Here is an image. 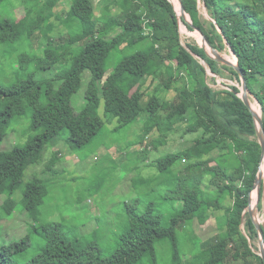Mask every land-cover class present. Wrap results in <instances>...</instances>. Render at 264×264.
I'll list each match as a JSON object with an SVG mask.
<instances>
[{"label": "trees", "instance_id": "obj_1", "mask_svg": "<svg viewBox=\"0 0 264 264\" xmlns=\"http://www.w3.org/2000/svg\"><path fill=\"white\" fill-rule=\"evenodd\" d=\"M57 1L45 2L52 7ZM181 1V23L189 16L215 49H229L237 57L247 88L260 105L264 129V0ZM40 4L25 0L28 16L16 22L0 20V46L23 48L38 35L47 40L40 58L21 52L16 79L7 86L0 84V142L15 117H28L29 130H41L24 145L0 152V195L8 196L2 206L6 214L12 212L10 197L21 186L25 169L41 160L56 137L66 132L69 149L76 151L102 132L101 103L104 114L117 122L113 132L144 118L139 139L152 135L156 148L157 136L165 142L180 126H184L182 135L196 136L189 145L156 160L161 175L179 162L184 165L166 182L161 197L173 204L166 222L155 212L153 202L141 212L138 199L125 202L123 231L108 256L96 238L70 241L60 223H47L39 228L42 251L26 264H140L145 255L151 257V264H252L255 259L263 264L252 250L250 241L256 233L251 218L247 214L244 218L247 233L232 229L237 210L248 201L261 161L254 118L238 96V87L215 90L206 83V68L193 54L214 75L225 71L239 82L236 72L207 58L199 45H182L177 16L168 0H65V23L70 25L65 43L48 35L53 32L51 15L44 16ZM200 8L216 23L203 20ZM114 54L120 59L108 70ZM31 62L35 70L48 64L55 73L36 80L29 71ZM85 71L90 75L84 106L75 114L71 98L80 89ZM163 90L172 91V97L160 96ZM226 138L243 147L236 151ZM232 153L237 155V167ZM46 192V184L38 180L22 189V205L34 220L40 219ZM205 210L216 214V227L223 230L217 241L187 251L177 228L194 220L203 225ZM161 241L169 246L165 258L159 260L155 246ZM28 246L29 236L1 244L0 264H18L13 257ZM185 254L190 257L184 259Z\"/></svg>", "mask_w": 264, "mask_h": 264}, {"label": "rangeland", "instance_id": "obj_2", "mask_svg": "<svg viewBox=\"0 0 264 264\" xmlns=\"http://www.w3.org/2000/svg\"><path fill=\"white\" fill-rule=\"evenodd\" d=\"M24 1L4 0L0 7V20L8 19L16 22L28 16L27 7L23 5ZM39 1L41 3L39 10L42 14L44 16L51 15L50 23L53 25V32L48 35L54 38L57 43H65L67 31L70 29V25L65 23L66 15L63 10L65 0H58L52 7L47 5L46 0ZM200 11L203 20L210 23L208 18L211 16L203 8H200ZM206 27H209L208 24ZM196 31L194 28L188 29L186 23L183 22L180 25L181 43L189 42L200 45L193 37ZM46 41L42 35H38L23 48L8 49L0 46V84L7 86L16 79L19 74L16 70L21 52L25 50L24 52H27L29 56L40 58L43 56L42 52L46 47ZM205 52L211 54L210 48L205 49ZM219 53L232 61L234 59L229 49H224ZM119 59L120 55L114 54L107 63V69L111 70ZM205 68L208 73L206 83L211 88L216 90L235 86L240 91L241 84L228 72L222 71V75H214L207 66ZM29 71L34 72L36 80H43L49 79L55 73V68L48 64H42L38 70H35L34 62H31ZM89 75L88 71L83 73L81 87L71 98V106L75 114H78L84 106V95ZM159 95L171 98L173 92L163 90ZM48 99L44 101V104L48 102ZM252 100L251 98V102L255 103ZM98 114L105 125L102 132L89 145L76 151L70 150L65 141L67 133L62 132L51 145L46 147L38 163L27 166L21 186L10 197L14 201L10 214H6L2 208L8 201V196L0 195V245L29 236V246L24 251L15 254L14 262L26 264L42 251L44 239L39 228L47 223H60L70 241L79 240L82 237L93 241L96 238L97 245L104 256L110 255L123 231L127 218L124 203L136 199L141 202L140 212L145 209L147 203L153 202L155 212L162 216L163 222L167 221L173 204L169 205L162 201L161 197L166 188V182L184 165L183 162H179L170 169V173L161 175L155 168L156 160L160 156L189 145L191 139L196 135H182L181 129L184 126H180L177 131H173L166 137L165 142L161 140L162 137L157 136L154 140L156 148L152 144V135L146 136L141 141L139 139L144 118L134 126L113 132L111 130L117 122L104 114L103 103L99 107ZM29 123L28 117H15L5 138L0 142V152L10 151L15 146L24 145L32 136L41 131L32 132L29 130ZM224 140L232 142L236 151L243 147L232 138ZM231 157L235 161L234 166L237 167V155L232 153ZM51 161H54L52 165H50ZM31 180H38L47 186L45 198L40 205L41 215L38 220H34L22 205V189ZM251 194L252 192L250 198ZM254 194H257V199L253 210L249 209V198L247 203L237 210L236 217L232 220L233 230L247 233L244 225L246 214L255 221L258 217L260 218L262 214L260 189H256ZM178 196L182 197V193H179ZM78 199L81 201L79 204H77ZM174 205L177 209L178 203ZM204 215L206 221L203 225L194 220L181 223L177 228L183 241L182 245L187 251L197 245L203 246L217 241L219 232L223 230H218L216 227V214L205 210ZM250 242L253 252L258 255L257 237L255 236ZM168 246L167 241L156 244L159 260L167 255ZM189 257L190 254H185L184 259ZM151 263L152 259L149 255H145L140 262V264ZM252 264H259V261L255 259Z\"/></svg>", "mask_w": 264, "mask_h": 264}, {"label": "water", "instance_id": "obj_3", "mask_svg": "<svg viewBox=\"0 0 264 264\" xmlns=\"http://www.w3.org/2000/svg\"><path fill=\"white\" fill-rule=\"evenodd\" d=\"M168 2L172 5L173 10L175 11L174 5H173V0H168ZM181 3V7H182V1L180 0ZM183 9V7H182ZM184 11V10H183ZM185 13V12H184ZM175 14L177 16V20H178V30H179V34H180V25H181V20L179 17V14L175 11ZM186 14V13H185ZM189 17V16H188ZM210 22L212 23H216L215 20L208 18ZM186 25L189 26L190 28H194L196 29L199 33L200 36L202 38V40L205 42V44L210 48L211 50V54H207L205 52V48L202 45H199L203 50L204 53L206 55L207 58L219 63L220 65H225L231 69H233L237 76H238V80L239 83L241 84V89L238 93V96L240 97L241 101L243 102V104L249 109L250 113L252 114L254 121H255V126H256V133H257V138H258V142L261 146V161L257 170V175L254 181V186L251 192H253V190L258 187V189H260L261 192V201H262V214L260 216V218H257V221L252 220V223L255 227V233H256V237H257V242H258V250H259V257L261 258L263 264H264V170L262 168V161H263V157H264V129H263V124H262V117H261V108L259 103L252 97V95L250 94L248 88H247V84L243 75V72L239 66L238 63V59L235 56V54L231 51L232 55L234 56L233 61L225 58L223 55H221L219 53V51L217 49H215L206 39L204 33L202 32V30L198 27L195 26V24L191 21V19L189 18L187 21H185ZM225 45L227 47L228 44L226 42V40H224ZM184 47L185 45L182 44ZM187 51L190 52V50L188 48H186ZM193 57L199 62L201 63L204 67H206L207 65L205 64V62L203 60H201L200 57H198L197 55L193 54ZM208 74V73H207ZM251 98L255 101V103L259 106V111H255L252 109L251 107ZM250 192V193H251ZM250 198V194L248 196V200Z\"/></svg>", "mask_w": 264, "mask_h": 264}, {"label": "bare ground", "instance_id": "obj_4", "mask_svg": "<svg viewBox=\"0 0 264 264\" xmlns=\"http://www.w3.org/2000/svg\"><path fill=\"white\" fill-rule=\"evenodd\" d=\"M173 5H174V8H175V11L179 14V17H180V20H181V15H180V5H181V3H180V0H173ZM181 24H182V23H181ZM197 35L200 36V33H199V32H196V33L193 35V37L196 39V41H197L200 45L204 46L205 49H209V47H208V46L205 44V42L202 40L201 36H200V38H201L202 41L199 39V37H198ZM224 57H225V58H228V57H226V56H224ZM228 59H230V58H228ZM252 101H253V100H252ZM251 107H252L253 110H255V111H259V109H258V105H257L256 103L251 102ZM262 168H263V170H264V157H263V161H262ZM256 189L258 190V187L255 188V189L253 190V192H252V194H251L250 202H249V209H252V210H253L254 204H255L256 199H257V194H254V192H255ZM254 211H255V209H254Z\"/></svg>", "mask_w": 264, "mask_h": 264}]
</instances>
